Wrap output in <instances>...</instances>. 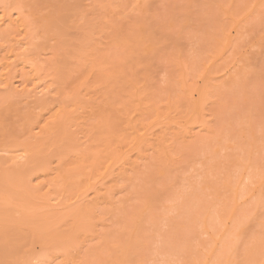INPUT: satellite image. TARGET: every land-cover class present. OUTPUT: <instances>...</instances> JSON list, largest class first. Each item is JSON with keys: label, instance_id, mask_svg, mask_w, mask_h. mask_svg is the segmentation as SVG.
Returning <instances> with one entry per match:
<instances>
[{"label": "rangeland", "instance_id": "obj_1", "mask_svg": "<svg viewBox=\"0 0 264 264\" xmlns=\"http://www.w3.org/2000/svg\"><path fill=\"white\" fill-rule=\"evenodd\" d=\"M68 2L69 0H67V4H69ZM46 3L45 5L47 6L48 3ZM67 6L64 10H61L60 16L58 13L56 15L53 14L51 18L54 22L50 20V22H47L50 25L46 26L48 31H45V33L47 32L50 38H46L47 34L44 33L46 36L44 35L41 39L44 41V44L42 43L44 46L49 44L50 40H52L51 45H53V42L54 44L61 43L62 49L67 50V52L65 50L62 52L65 53V55L63 54L64 56L61 55L64 57L62 65L66 64V67L63 66V70L61 69L59 72L60 74L54 75L55 73L51 71L48 73L49 75L47 74L48 77L46 74L43 75L46 79L42 76L41 79H38V77L37 80H34L35 83L38 82L42 87L46 85L45 87L47 88L43 87V89L48 90L49 88L51 90L50 94L57 93L54 94L57 97H55V102H52L53 105H48L50 102L47 103L44 110H42L44 105L43 107L40 105L42 108L39 107V102H34L35 109L32 107L34 112L38 110L35 113L36 115L43 116V119L45 117L44 121L47 118L51 121L52 116L54 118L60 116L66 118V125H63L64 128L59 131L58 136L57 134H50L52 136L43 135V138L41 136L36 137L37 139L34 137L29 138L27 137V130H24L25 128L21 129L23 128L22 125L24 127L27 125L28 116L32 118V114L30 115L23 111L27 108H23L24 105L20 103L18 106L17 104L13 106L17 110L13 109V115H15L13 116V121L16 122H13V128L9 129L11 132L9 130L8 132L10 133L4 132V134L9 135H7L8 138L0 133V140H2L0 141V146H5L3 148L4 151L0 147V150L2 149L1 155L7 157L9 153H12L16 159L13 162V167H9L13 161L12 156L11 162L5 169L11 168L19 171L18 173H14L13 170L12 172L9 170L2 171L4 167L3 169L0 167V174L6 171L5 174L0 175V180L3 178L2 182L6 183L13 177V180L11 179L6 183L7 185L4 182L2 183L7 190L4 189L3 191L0 189V192L6 194L13 188V194H15L13 195V209H10L12 213L8 211L9 209L6 205L2 204L3 200L0 199V204L3 205H0V208L3 207L1 208L2 210L0 209V264H220L221 262L222 264H254L253 262L257 264V261L258 264H261V260H264V255H262L264 253H261L264 249H260L262 248L261 245L264 246V231L260 230L262 225L264 229V174L262 175L264 173L262 172L264 171V139L261 137L262 135L264 136V118L262 119L264 117V110H262L264 107H261L264 106V0H75L72 6ZM47 7L50 9V5ZM49 9L43 8L42 11ZM56 21L60 22V24ZM62 22L63 24H61ZM22 26L25 27V25ZM22 26L21 23L17 27L15 26L17 31L14 28L13 33L15 34L13 35L20 37L21 29L23 30ZM59 27H61L62 31ZM18 28H20V31ZM56 29L57 31H54ZM75 31H77V34L74 33ZM117 35L118 37H116ZM47 39L48 41L46 42ZM115 40L117 43L114 42ZM67 43L71 44L69 46H72V49L69 46H65ZM113 43L116 45H113ZM104 45H107V48ZM102 46L104 47L100 48ZM67 47L70 49H67ZM101 49L106 53L103 54V51L101 54L99 52ZM98 52L99 55L97 54ZM251 55L255 56L251 59ZM107 56L112 57L110 58V67L107 64L109 63V57ZM75 62L79 64L77 65ZM99 63L103 65L100 66ZM68 64L70 67H67ZM89 65H92L94 70ZM88 66L90 70L92 69L90 73ZM102 66L105 67L102 68ZM234 66L237 67L235 68ZM76 68L78 70H75ZM109 68L113 70V73H110L111 70ZM83 69L86 72H83ZM99 69L106 70L104 73L111 74V76L107 74L109 78L106 76L107 79L104 81L106 84L102 80L105 79L106 74ZM97 70H99V73L97 72L99 75L101 73L104 74L100 75L101 77L104 76L103 78H100L99 75L96 76L97 73L95 72ZM68 73H70V77L66 75ZM245 75L250 77L247 76V78ZM55 76L58 77H56L58 82H52ZM237 76L243 77L238 79ZM51 77L53 78L52 80ZM65 77L68 78L66 81ZM227 77L228 79L226 80ZM249 78L252 79L250 80ZM116 80L118 83L112 84ZM241 80L246 82V85L242 84V82L240 83ZM249 80L250 82H248ZM238 81L242 85L240 86L241 88L244 85L246 88L244 87L241 90L240 84L235 87ZM48 82L50 85H47ZM107 82H110L112 86L116 85L113 87L108 86L109 83L107 84ZM224 82L227 85L229 84V86ZM59 83L61 87L63 85L64 87L61 88ZM51 84L54 85L52 86ZM68 84L70 85L68 86ZM39 85H37L38 89H40ZM239 88L241 91L237 90ZM111 89L114 90L111 91ZM151 89L153 90L151 91ZM166 89L168 90L166 91ZM154 90L156 92L150 93V91L153 92ZM57 91H61L62 94ZM164 91L166 92L164 93ZM236 91L238 93H235V96L234 92ZM246 94L247 96L249 95V99L248 97L246 98ZM63 95L70 97L64 100L65 97ZM59 99H61L60 102L56 103ZM216 100H218V107H216ZM212 102L214 103L213 107L211 106ZM60 104L63 106H60ZM254 105H258L262 109H257V106ZM235 106L237 107L235 108ZM57 107L61 108L58 109ZM229 107L234 108L232 112ZM40 108L41 110H39ZM61 109H64L63 113ZM243 111H245V116ZM238 112L241 113L242 117L236 115ZM208 113L209 118L206 115ZM202 115L201 119L200 116ZM236 116L239 117L237 118ZM240 117L242 119H252L258 125L248 119L241 121ZM260 118L263 123H261L262 120ZM103 121L105 122L103 123ZM224 121L226 124H224ZM243 121L245 122L243 123ZM232 123L236 124L233 126ZM249 123H252L254 128H251ZM209 125L211 126L210 129ZM246 125H250V131L247 129L248 133L244 129L247 128ZM241 126L243 127L242 129ZM261 126L262 128H260ZM234 127L237 129L236 131H234ZM11 129L16 133L12 132ZM208 130H212V132ZM243 130L246 132H243ZM25 131L26 134L24 133ZM219 131L225 133L221 135ZM254 131L255 134L253 133ZM195 134H198V136L195 137ZM223 135L225 138L228 137V141ZM10 136L13 138H10ZM15 136L19 138L17 139ZM193 137L195 138L193 139ZM247 137L250 141L245 140ZM39 138L40 141L38 140ZM257 138L259 141H257ZM237 139L240 140L238 141ZM241 139L245 141L243 140V142ZM182 140L187 142L183 141L185 143L183 144ZM253 140L255 144L258 143L255 145ZM50 141L53 142L50 143ZM57 141H60V143ZM240 142H243L242 145ZM215 143L216 145H214ZM259 144L261 145L259 146ZM12 145L11 151L9 147H12ZM60 145L63 146L61 147ZM243 145L249 148L244 149ZM36 146L37 149L35 148ZM183 146L186 147L183 148ZM58 147L60 148L58 149ZM7 148H9V153H3L7 152L5 151ZM155 148H157L156 150L159 149L158 152L160 151L159 153H162V155L159 154L158 156ZM64 152L65 154H62ZM144 152L146 156L142 154ZM28 155L29 157L32 155L34 167L41 169L39 171L36 168L38 172L41 173L42 169H45L47 165L46 171H42V174H44L42 176L43 189H40L41 191H39L38 195L31 197L25 195L23 187L28 185L29 179L34 178L35 173L33 172L29 176L30 170L29 172L26 171L28 172L26 174L25 170L21 172L18 169L19 165H17L19 167L14 166L16 162L21 161V164L27 160L26 158H29ZM161 156L162 158H160ZM245 158H247L248 162ZM148 159L152 160L149 161ZM257 159L262 164H259L258 161V164H255L254 162ZM128 160L129 162H127ZM153 160L162 161L155 162ZM229 161L232 165L229 164ZM56 163L60 166L57 167ZM148 163L151 166L148 165V167ZM252 163H254L253 166L255 168L252 167ZM42 164L45 165L44 168ZM152 164L157 166L152 167ZM239 164H241V167ZM243 164L246 166H243ZM249 164H251L250 168L247 167ZM120 165L122 169L124 166L128 167H124L121 170ZM2 166L5 165L3 164ZM219 167L221 168L219 169ZM239 167L241 172L237 169ZM261 167L262 169H260ZM135 169L139 174L134 171ZM151 169L152 173L159 172L150 174ZM164 169L167 171L165 172ZM252 169H255L256 172ZM132 170L133 173H131ZM248 170L251 171V174ZM143 171L144 173H142ZM216 171H218V176L217 173L215 175ZM228 171L232 179L227 174ZM236 171H239V173ZM252 171L257 177L252 174ZM11 173H14L13 176ZM220 173H223L222 177ZM246 173H248V177L245 175ZM9 175L12 177H8L9 179L4 178ZM225 176L228 177L226 178ZM234 176L238 177V179ZM22 177H26L28 180L26 178L22 180ZM15 178H19L22 181L20 187L18 186L20 185V180L18 181ZM64 178L65 181H63ZM259 178H261L259 182H262L258 185L256 182ZM10 182L13 183V186ZM46 183L47 185H45ZM261 183L262 186L259 191L257 188H259ZM145 184L149 186H143ZM152 185L153 187H151ZM218 185L221 186L218 187ZM254 186L258 187L254 188ZM249 187L252 190L248 195ZM19 188L20 191L18 190ZM228 189L230 190L228 191ZM236 189L239 190V195ZM256 190L260 193L256 192ZM233 191H235V194H233ZM44 192H46L45 197H41ZM254 192L256 194L254 196L257 198L252 195L250 199V194ZM1 193L0 196L2 195ZM197 193L198 198H196ZM146 194L147 196H145ZM236 195L239 196V202L236 200V197H238ZM240 195L243 197L241 198ZM201 196L202 200L199 199ZM38 197L39 200H37ZM226 197H230L231 202ZM217 198L219 199L217 200ZM242 199L244 201L246 199L245 203H243ZM112 200L113 202H111ZM117 200L120 201L118 202ZM234 200L237 201V204ZM258 201H260V205ZM80 202L82 204H79ZM193 203L200 205L196 204L197 206H194ZM240 203H242L241 206L243 208H241V211L238 208L240 205L236 207ZM243 204H246L245 207ZM200 206L202 207L200 208ZM246 207H250V209H246L247 212L244 210ZM192 208L195 216L191 213ZM199 208L201 209L200 211L204 212L200 213ZM234 208H237V211ZM196 209L198 212L195 211ZM47 211H50L49 213L52 216L54 214V216L48 215ZM231 212L235 213L237 217L241 213L240 219L234 215V221L231 220L233 215ZM246 213L250 216H247ZM8 214L9 216H7ZM7 217L11 218V220ZM223 217L225 218L223 219ZM43 219L46 223L42 222ZM34 221H39V224ZM50 221L53 227L49 226L51 224ZM52 221H54L55 225H53ZM256 221H260V225L255 223ZM42 226H48L50 229ZM192 226L194 227L191 228ZM216 227H219L220 230ZM54 228L55 230H53ZM51 229L56 232L51 233ZM190 230H192V233ZM198 230L201 232H198ZM194 231L197 232L195 233ZM232 232L235 234H229ZM259 233H262V235ZM251 236L254 237H252L253 242H251L252 239H249ZM233 237L236 241L233 240ZM256 237L263 239H256ZM226 240L227 242H225ZM242 240H245V242ZM254 240L257 241L254 242ZM261 240H263V243L258 242ZM246 241H248V244H246ZM231 243L235 244L230 248L229 245L232 246ZM240 243L243 246L239 245ZM251 243L253 245H250ZM257 243H261L259 244L260 247ZM220 244H223V248L219 247L221 246ZM227 244L229 245L227 246ZM217 245L219 246L217 247ZM249 246H252L250 247L251 249H249ZM238 249L241 252H238ZM213 250L215 255L212 254L214 256L211 257L210 254ZM257 251L261 254L260 256L256 253ZM255 254L262 259L257 258L258 256L256 257Z\"/></svg>", "mask_w": 264, "mask_h": 264}, {"label": "bare ground", "instance_id": "obj_2", "mask_svg": "<svg viewBox=\"0 0 264 264\" xmlns=\"http://www.w3.org/2000/svg\"><path fill=\"white\" fill-rule=\"evenodd\" d=\"M74 1L75 0H69V4H67V0H0V131H2V132H0V133H2V136L4 135H8V134H4V132H8V130L10 129V128H13V122H16V121H13V116H15V115H13V109H15V107H13V106H15L16 104H17V106L18 105H20V103H22L23 105H24V107L23 108H27L26 110H23L22 108V110L23 111H26L28 114H32V118H30V116H28L29 118V120L27 121V125L24 127V125H22V129L21 130H23L24 128V130H27V134H28V136L27 135H25V136H27V137H29V138H36V137H39V136H41V138H43L42 136L43 135H48L47 137H49V136H52V135H50V134H53V135H56L57 134V136H58V133H60L59 131L61 130H63L62 128H64L63 127V125L65 124V121H66V118L65 117H58V116H56V115H54V116H56L55 118L52 116V119H51V121H49L48 120V118L46 119V121H44V119H45V117H44V119H43V116H39V115H36L35 113H37L38 112V110H36L35 112H34V109H35V105H34V102H39L38 103V105H39V107H43V105H44V107H43V109L42 110H44V108H46V105H47V103H49L48 105H53L52 104V102H55V97H57V95H54V94H57V93H54V94H50L51 92V90H49V88H48V90H44L45 88H47V87H45L43 84H46V83H43L42 85H43V87H45L44 89H43V87L42 86H40L39 84H38V82L37 83H35L34 82V80L36 79L37 80V78L38 79H41L42 78V76L43 75H45L46 74V76H47V74L49 73V72H54L55 74L54 75H56V74H58L59 72H60V70L63 68V66H65L66 67V64L65 65H62V62H63V60H64V55H65V53H62V52H64V50L65 49H62L63 47H62V45H61V43L60 42H58V43H55L54 44V42H53V45H51L50 43L52 42V40H50V42H49V44H47V45H42V43L44 44V41H42L41 39L44 37V35L45 34H47V32L45 33V31H48V27H46V26H49L48 25V21L50 20V21H53L52 20V16H53V14H57L58 13V15L60 16V12H61V10L63 9H65L66 8V6L67 5H69V6H72V4L74 3ZM78 1V0H77ZM33 2V3H32ZM41 2V3H40ZM45 2H47L49 5H50V9H49V7H47V6H49L47 3V6L45 5ZM42 3H43V5H42ZM41 4V5H40ZM67 4V5H66ZM80 4V3H79ZM36 5V6H35ZM120 5V4H119ZM68 7V6H67ZM49 9V10H46V11H42V9ZM259 12V11H258ZM58 16V17H59ZM83 16V15H82ZM57 19V18H56ZM89 19V18H88ZM18 21H20V23H21V26L22 25H25V27H23V30L21 29V33L19 34V36L20 37H18V36H16V35H13V34H15V33H13V31H14V28H15V30L17 29L16 27H17V25L19 24L20 25V23H18ZM24 22V23H22V22ZM49 21V22H50ZM60 21H62V20H60ZM45 22H46V24H45ZM54 22V21H53ZM57 22V21H56ZM57 23H59L60 24V22H57ZM56 23V24H57ZM51 24H53V23H51ZM61 24H63V22L61 23ZM16 26V27H15ZM63 26V25H62ZM76 26V25H75ZM45 27H46V29H45ZM52 27H56V26H52ZM52 27H50L51 29H52ZM57 28V27H56ZM60 29H61V27H59ZM19 29V31H20V28H18ZM50 30V29H49ZM59 30V29H58ZM17 31V30H16ZM54 31H57V29L56 30H54ZM61 31H62V29H61ZM116 31V30H115ZM118 31V30H117ZM116 31V32H117ZM242 31V30H241ZM77 31H75L74 33H76ZM119 32V31H118ZM45 33V34H44ZM115 33V32H114ZM239 33V32H238ZM237 33V34H238ZM65 34V33H64ZM77 34V33H76ZM75 34V35H76ZM79 34V33H78ZM86 34V33H85ZM118 34V33H117ZM18 35V34H17ZM241 35V34H240ZM46 36V35H45ZM83 36V35H82ZM239 36V35H238ZM242 36V35H241ZM50 38L49 37V35L47 34V36H46V38ZM116 37H118V35L116 36ZM236 37V36H235ZM83 38H84V36H83ZM82 39V38H81ZM87 39V38H86ZM236 39V38H235ZM42 41V42H41ZM48 41V39L46 40V42ZM238 41V40H237ZM241 41H242V38H241ZM45 42V43H46ZM85 42V41H84ZM114 42H116V40L114 41ZM77 43H79V42H77ZM117 43V42H116ZM68 44V45H67ZM65 46H69V45H71V44H69V43H67ZM113 45H116L115 43H113ZM104 46H106V48H107V45H104ZM104 46H102V47H100V48H103ZM237 46V45H236ZM69 47H71V49H72V46H69ZM67 49H70V48H68L67 47ZM78 49V48H77ZM81 49V48H80ZM92 49V48H91ZM110 49V48H109ZM62 50V51H61ZM84 50V49H83ZM98 50V49H97ZM102 50V51H101ZM101 50H99V52H101V54H102V52L104 51L103 49H101ZM66 52H67V50H65ZM71 51H73V50H71ZM87 51V50H86ZM234 51V50H233ZM70 52V51H69ZM77 52V51H76ZM83 52V51H82ZM99 52L97 53L98 55H99ZM236 52V51H235ZM252 52V51H251ZM13 53H14V57H13ZM106 52L104 51V53L103 54H105ZM249 53H250V51H249ZM64 54V55H63ZM68 54V53H67ZM73 54V53H72ZM90 54V53H89ZM100 54V55H101ZM247 54V53H246ZM262 55H263V53H261ZM61 55H63V56H61ZM71 55V54H70ZM92 55H93V53H92ZM97 55V56H98ZM107 55V54H106ZM109 55V54H108ZM248 55V54H247ZM67 56V55H66ZM65 56V57H66ZM72 56V55H71ZM81 56V55H80ZM84 56H85V54H84ZM104 56V55H103ZM252 56V55H251ZM253 56H255V55H253ZM253 56L251 57V59L253 58ZM63 57V58H62ZM107 57H109V63H107L108 65H109V67H110V58H112V57H110V56H107ZM259 57V56H258ZM257 57V58H258ZM75 58V57H74ZM77 58V57H76ZM101 59H102V57H100ZM255 59H256V57H254ZM67 59V58H66ZM82 59H83V57H82ZM89 59V58H88ZM69 60V59H68ZM77 60H78V58H77ZM80 60H81V58H80ZM84 60V59H83ZM102 60H104V59H102ZM74 61V60H73ZM84 61H86V60H84ZM83 61V62H84ZM99 61H101V60H99ZM77 62V61H76ZM75 62V63H76ZM65 63H67V62H65ZM74 63V64H75ZM77 65L79 64V63H76ZM82 64V63H81ZM86 64V63H85ZM88 64V63H87ZM90 64V63H89ZM100 64V63H99ZM240 64V63H239ZM249 64V63H248ZM253 64V63H252ZM101 65H103V64H100V66ZM112 65V64H111ZM247 65V64H246ZM245 65V66H246ZM254 65V64H253ZM252 65V66H253ZM80 66V65H79ZM83 66V65H82ZM81 66V67H82ZM90 66V65H89ZM88 66V67H89ZM92 66V65H91ZM90 66V67H91ZM94 66H95V64H94ZM97 67H99L98 65H96ZM238 66V65H237ZM237 66H234L235 68L237 67ZM249 66V65H248ZM67 67H70L69 66V64H68V66ZM90 67H89V73H90V71L93 69V66H92V69L90 70ZM105 67V66H104ZM103 66H102V68H104ZM113 67V66H112ZM72 68V67H71ZM86 68V67H85ZM95 68V67H94ZM101 68V67H100ZM248 68V67H247ZM70 69V68H69ZM98 69V68H97ZM110 69V68H109ZM108 69V70H109ZM114 69V68H113ZM63 70V69H62ZM75 70H78L77 68L75 69ZM86 70H87V68H86ZM87 70V71H88ZM94 70V69H93ZM100 70V69H99ZM99 70H97L95 73H97ZM111 70V69H110ZM115 70V69H114ZM48 71V72H47ZM72 71V70H71ZM100 71H103V73H104V71H106V70H103V69H101ZM112 71V72H111ZM110 71V73H113V70H111ZM233 71V70H232ZM235 71V70H234ZM247 71V70H246ZM253 71V70H252ZM66 72V71H65ZM83 72H86V71H84V69H83ZM254 72V71H253ZM78 73H79V71H78ZM77 73V74H78ZM82 73V72H81ZM99 73V72H98ZM97 73V75L96 76H98L99 74ZM103 73H101V74H103ZM243 73H245V72H243ZM250 73V72H249ZM255 73V72H254ZM60 74V73H59ZM93 74V73H92ZM100 74V75H101ZM104 74H106L105 75V79H102L103 80V83L104 84H106L104 81L107 79V78H109V76H111V74L109 75V73H104ZM103 74V75H104ZM107 74L109 75V76H107ZM228 74H230V73H228ZM238 74V73H237ZM241 74V73H240ZM252 74V73H251ZM49 75V74H48ZM53 75V74H52ZM62 75V74H61ZM66 75H70V73H68V74H66ZM99 75V76H100ZM113 75V74H112ZM117 75V74H116ZM250 75V74H249ZM252 75H254V74H252ZM63 76V75H62ZM61 76V78H63ZM92 76H94V75H92ZM95 76V77H96ZM106 76H107V78H106ZM222 76V75H221ZM240 76V75H239ZM239 76H237L238 77V79L240 78L241 79V77H243V76H241V77H239ZM248 75H245V77H247ZM256 76V75H255ZM44 78H45V76H43ZM48 77V76H47ZM56 77L57 76H55V78H54V81H52V82H58V80L56 79ZM70 77V76H69ZM79 77V76H78ZM95 77H94V79H95ZM104 77V76H103ZM103 77H101L100 76V78H103ZM117 77V76H116ZM233 77V76H232ZM232 77H229V78H232ZM248 77H250V76H248ZM247 77V78H248ZM251 77H253V76H251ZM50 78V77H49ZM58 78V77H57ZM91 78H93V77H91ZM46 79V78H45ZM53 78L51 77V80H52ZM57 81H56V80ZM59 79H60V76H59ZM65 79V81H66V79H68V78H64ZM94 79H91V80H94ZM96 79H98V78H96ZM228 79V77L226 78V80ZM237 79V80H238ZM245 80H248V79H246V78H244ZM250 79V78H249ZM252 79V78H251ZM250 79V80H251ZM50 80V81H51ZM99 80V79H98ZM154 80V79H153ZM234 80V79H233ZM244 80V81H245ZM250 80L248 81V82H250ZM41 81V80H40ZM43 81V80H42ZM49 81V82H50ZM70 81V80H69ZM72 81V80H71ZM100 81V80H99ZM111 81V80H110ZM112 81H114L113 79H112ZM230 81V80H229ZM232 81V80H231ZM243 80H241L240 81V83L242 82ZM46 82V81H45ZM49 82H48V84L47 85H50L49 84ZM217 82V81H216ZM33 83V84H32ZM36 85H35V84ZM42 83V82H41ZM51 83V82H50ZM62 83H63V80H62ZM61 83V84H62ZM64 83H66V82H64ZM68 83V82H67ZM102 83V82H101ZM102 83V84H103ZM109 83V84H108ZM114 83H118L117 82V80L115 81V82H112V84H114ZM156 83V82H155ZM224 83H226V82H224ZM223 83V84H224ZM229 83V82H228ZM231 83H234V82H231ZM239 83V81L235 84V87H238V85L240 84ZM58 84V83H57ZM56 84V85H57ZM107 84H108V86H112L111 84H110V82H107ZM215 84V83H214ZM242 84H245L246 85V82H242ZM248 84V83H247ZM32 85V86H31ZM37 85H39L40 86V89H38V87H37ZM52 85V84H51ZM54 85V84H53ZM52 85V86H53ZM59 85H60V83H59ZM59 85H57V86H59ZM70 84H68V86H69ZM116 85V84H115ZM115 85H113V86H115ZM226 85H227V83H226ZM243 86V88L245 87L246 88V86ZM105 86V85H104ZM112 86V87H113ZM151 86V85H150ZM225 86V85H224ZM227 86H229V84L227 85ZM231 86V85H230ZM240 86H242L241 84L239 85V87ZM42 87V88H41ZM60 87H61V85H60ZM59 87V88H60ZM62 87H64V85L62 86ZM61 87V88H62ZM119 87V86H118ZM117 87V88H118ZM218 87V86H217ZM232 87V86H231ZM263 87H264V85H263ZM54 88V87H53ZM106 88V87H105ZM110 88V87H109ZM115 88V87H114ZM151 88V87H150ZM152 88H154V87H152ZM163 88V87H162ZM161 88V89H162ZM164 88H166V86H164ZM233 88V87H232ZM241 88V87H240ZM240 88L239 89H237V90H240ZM243 88H241V90L243 89ZM107 89V88H106ZM169 89V88H168ZM168 89H166V91L168 90ZM235 89V88H234ZM61 90V89H60ZM110 90V89H109ZM114 90V89H113ZM112 89H111V91H113ZM153 89H151V91H152ZM165 90V89H164ZM230 90H232V89H230ZM236 90V89H235ZM234 90V91H235ZM240 90V91H241ZM246 90V89H245ZM56 91V90H55ZM150 91V93H154V92H156L155 90L153 91V92H151ZM166 91H164V93L166 92ZM170 91V90H169ZM262 91H263V88H262ZM57 92H59V91H57ZM160 92V91H159ZM219 92H222V91H219ZM225 92V91H224ZM60 94H62V92L60 91L59 92ZM223 93V92H222ZM235 93H238L237 91L236 92H234V94ZM243 93H246V92H243ZM262 93V92H261ZM156 94V93H155ZM154 94V95H155ZM160 94H161V92H160ZM217 95H218V93H216ZM223 94H226V93H223ZM228 94V93H227ZM59 95V94H58ZM60 96V95H59ZM64 97H65V95H63ZM67 96V95H66ZM78 96V95H77ZM157 96V95H156ZM216 96V95H215ZM221 96H222V94H221ZM225 96V95H224ZM223 96V97H224ZM235 96H236V94H235ZM234 96V97H235ZM244 96V95H243ZM246 96V98L248 97V99H249V95L247 96V94L245 95ZM70 97V96H69ZM69 97H65L64 98V100L66 99H68ZM229 97V96H228ZM60 98V97H59ZM169 98H170V96H169ZM217 98V97H216ZM219 98V97H218ZM220 99H221V97H220ZM262 99V98H261ZM56 100H57V98H56ZM60 100L61 99H59L58 101H56V103L57 102H60ZM63 100V101H64ZM195 100V99H194ZM214 100V99H213ZM219 100V99H218ZM218 100H216V107H218V103H217V101ZM256 100H257V98H256ZM258 100H260V99H258ZM224 101V100H223ZM229 101V100H228ZM33 102V103H32ZM68 102V101H67ZM190 102V101H189ZM197 102V101H196ZM195 102V103H196ZM46 103V104H45ZM55 103V104H56ZM69 103V102H68ZM194 103V104H195ZM213 103V102H212ZM21 104V106H23ZM61 104H63V103H61ZM60 104V106H63V105H61ZM106 104V103H105ZM104 104V105H105ZM198 104V103H197ZM255 104H256V102H255ZM41 105V106H40ZM59 105V104H58ZM107 105V104H106ZM212 105H214V103L213 104H211V106ZM226 105H227V103H226ZM252 105V104H251ZM251 105H249V106H251ZM21 106H19V107H21ZM196 106V105H195ZM230 106H231V104H230ZM237 106H239V105H237ZM237 106H235V108L237 107ZM254 106H257V109L259 108L258 107V105H254ZM32 107H34V109H32ZM41 107V108H42ZM50 107H52V106H50ZM110 107V106H109ZM213 107V106H212ZM234 107V106H233ZM240 107V106H239ZM261 107H264V106H261ZM18 108V107H17ZM41 108L39 109V110H41ZM48 108H49V106H48ZM47 108V109H48ZM58 108V107H57ZM61 108V107H60ZM60 108H58V109H60ZM104 108V107H103ZM230 108V107H229ZM250 108V107H249ZM256 108V107H255ZM19 110H20V108H18ZM67 109V108H66ZM215 109V108H214ZM220 109V108H219ZM231 109V112H232V109H234V108H230ZM239 109V108H238ZM251 109V108H250ZM259 109H262V108H259ZM15 110H17V109H15ZM62 110V113L64 112L63 110L64 109H61ZM211 110H213V109H211ZM217 110H218V108H217ZM221 110V109H220ZM262 110H264V108L262 109ZM59 111V110H58ZM102 111V110H101ZM109 111V110H108ZM45 112H46V110H45ZM103 112V111H102ZM210 112H213V111H210ZM209 112V113H210ZM217 112V111H216ZM240 112H242V111H240ZM244 112L245 111H243V114H244ZM250 112V111H249ZM258 112H260V111H258ZM21 113V112H20ZM24 113V112H23ZM70 113V112H69ZM101 113V112H100ZM109 113V112H108ZM209 113L208 114H206L207 115V118H209L208 117V115H209ZM214 113H215V111H214ZM213 113V114H214ZM218 113V112H217ZM226 113H227V111H226ZM239 113V112H238ZM236 113V115H239V116H241L240 114L241 113ZM15 114V113H14ZM25 115H26V113H24ZM60 114H61V112H60ZM106 114V113H105ZM104 114V115H105ZM212 114V113H211ZM219 114V113H218ZM242 114V115H243ZM251 115H252V113H250ZM44 115H45V113H44ZM62 115V114H61ZM109 115V114H108ZM107 115V116H108ZM18 116V115H17ZM22 116V115H21ZM69 116V115H68ZM235 116V115H234ZM238 116V117H239ZM244 116H245V114H244ZM256 116V115H255ZM263 116V115H262ZM104 117V116H103ZM201 117V119H202V117H203V115L202 116H200ZM200 117H199V119H200ZM237 117V116H236ZM237 117V118H238ZM242 117V116H241ZM240 117V120L242 121V120H245V119H242ZM259 117H261V116H259ZM21 118H23V117H21ZM27 118V117H26ZM51 118V117H50ZM67 118H69V117H67ZM106 118V117H105ZM104 118V119H105ZM206 118V119H207ZM214 118H216L215 116H214ZM231 118V117H230ZM236 118V119H237ZM264 117H262V119H263ZM24 119H25V117H24ZM106 119H108V118H106ZM105 119V120H106ZM201 119H200V121H201ZM232 119V118H231ZM248 119V118H247ZM246 119V120H247ZM261 119V118H260ZM261 119V120H262ZM215 120V119H214ZM233 120V119H232ZM249 121L250 120H252V119H248ZM18 121V120H17ZM217 121V120H216ZM226 121V120H225ZM224 121V122H225ZM230 121V120H229ZM254 120H252V121H250V122H253ZM68 122H70V121H68ZM105 121H103V123H104ZM202 122V121H201ZM204 122V121H203ZM223 122V123H224ZM228 122V121H227ZM236 122V121H235ZM237 122H240V121H237ZM245 121H243V123H244ZM199 123V122H198ZM219 123H221V122H219ZM247 123H248V121H247ZM254 123H256L255 121H254ZM261 123H263V120H262V122ZM214 124V123H213ZM224 124H226V122L224 123ZM228 124V123H227ZM231 124V123H230ZM233 124V123H232ZM236 124V123H235ZM235 124H233V126L235 125ZM250 125H246L247 126V128H244V129H248L249 130V126L252 128L253 126H252V123H249ZM257 124V123H256ZM66 125V124H65ZM243 125H245V124H243ZM242 125V126H243ZM258 125V124H257ZM264 125V124H263ZM68 126V125H67ZM213 126V125H212ZM218 126V125H217ZM222 126H224V125H222ZM221 126V128H222V130H223V127ZM226 126V125H225ZM241 126V129L243 128ZM254 126H256V125H254ZM71 127V126H70ZM210 125H209V129H210ZM231 127H232V125H231ZM237 127V126H236ZM245 127V126H244ZM16 128V127H15ZM19 128V127H18ZM66 128H69V127H66ZM220 128V127H219ZM220 128V129H221ZM225 128V127H224ZM235 128V127H234ZM233 128V129H234ZM250 128V129H251ZM254 128V127H253ZM256 128V127H255ZM260 128H262V126L260 127ZM206 129H208V128H206ZM205 129V130H206ZM241 129H240V133H241ZM257 129H259V128H257ZM4 130H7V131H4ZM12 130V132H14V133H16L15 131H13V129H11ZM20 130V129H19ZM213 130V129H212ZM212 130H208V131H211L212 132ZM237 129L235 128V130L234 131H236ZM239 130V129H238ZM248 130H247V133H248ZM10 131V130H9ZM18 131V130H17ZM250 131V130H249ZM256 131V130H255ZM255 131L253 132L254 134H255ZM261 131H262V129H261ZM264 131V130H263ZM11 132V131H10ZM10 132H8V133H10ZM20 132V131H19ZM68 132V131H67ZM66 132V133H67ZM204 132V131H203ZM220 132V131H219ZM229 132V131H228ZM231 132V131H230ZM243 132H246L245 130H243ZM257 132V131H256ZM20 133H22V132H20ZM25 134H26V131L24 132ZM209 133V132H208ZM214 133V132H213ZM221 133V135H222V131L220 132ZM225 133V132H224ZM223 133V134H224ZM234 133V132H233ZM237 133H239V132H237ZM247 133H245V134H247ZM259 133V132H258ZM12 135H13V133H11ZM70 134V133H69ZM207 134V133H206ZM211 134V133H210ZM232 134V133H231ZM262 134H263V132H262ZM196 135V134H195ZM249 135H250V138H251V134L249 133ZM9 136V135H8ZM8 136H7V138H8ZM24 136V137H25ZM61 136H62V134H61ZM64 136V135H63ZM198 136V134L195 136V137H197ZM226 136H227V133H226ZM233 136V135H232ZM240 136V135H239ZM246 136H248V135H246ZM258 136V135H257ZM256 136V137H257ZM16 138H17V136H15ZM27 137H25V138H27ZM45 137V136H44ZM56 137V136H55ZM65 137V136H64ZM67 137V136H66ZM195 137H193V139L195 138ZM220 137V136H219ZM223 137H224V135H223ZM223 137H221L222 139H223ZM236 137V136H235ZM237 137H238V135H237ZM245 137V136H244ZM261 137H263V139H264V136L262 135ZM6 138V139H7ZM10 138H13L12 136H10ZM19 138V137H18ZM17 138V139H18ZM22 138V137H21ZM70 138V137H69ZM202 138V137H201ZM208 138V137H207ZM225 138V137H224ZM240 138H241V136H240ZM252 138H253V136H252ZM259 138V137H258ZM257 138V139H258ZM4 139H5V137H4ZM37 139V138H36ZM35 139V140H36ZM50 139V138H49ZM184 139V138H183ZM225 139H227L226 141H228V137H226ZM10 140V139H9ZM30 140H32V139H30ZM39 141H40V138L38 139ZM47 140V139H46ZM58 140V139H57ZM65 140V139H64ZM189 140V139H188ZM224 140V139H223ZM232 140H235V139H232ZM232 140H230V141H232ZM238 140V139H237ZM240 140V139H239ZM238 140V141H239ZM244 139H241V141H243ZM245 140H249L250 141V139H248V137H247V139L245 138ZM244 140V141H245ZM261 140H262V138H261ZM0 141H2V140H0ZM3 141H6V140H3ZM11 141H14V140H11ZM38 141V142H39ZM45 141V140H44ZM49 141V140H48ZM47 141V142H48ZM54 141H55V139H54ZM183 141H185V140H182V142ZM243 141V142H244ZM252 141V140H251ZM256 141V140H255ZM257 141H259V139L257 140ZM256 141V142H257ZM263 141V140H262ZM261 141V142H262ZM9 142V141H8ZM32 142V141H31ZM34 142V141H33ZM37 142V141H36ZM46 142V143H47ZM51 142H53V141H50V143ZM58 142V141H57ZM57 142H55V143H57ZM185 142H187V141H185ZM243 142H240V144L242 145V143ZM253 142H254V140H253ZM11 143V142H10ZM46 143H45V145H46ZM49 143V142H48ZM55 143H54V145H55ZM58 143H60V141L58 142ZM181 143V142H180ZM207 143H210V142H207ZM227 143V142H226ZM246 143V142H245ZM244 143V144H245ZM258 143V142H257ZM256 143V144H257ZM260 143V142H259ZM9 144V143H8ZM25 144V143H24ZM43 144V143H42ZM53 144V143H52ZM183 144H185L184 142H183ZM234 144V143H233ZM238 144H239V142H238ZM248 144V143H247ZM254 144H255V142H254ZM253 144V145H254ZM255 144V145H256ZM31 145V144H30ZM50 145V144H49ZM48 145V146H49ZM67 145V144H66ZM65 145V146H66ZM214 145H216V143L214 144ZM236 145H237V143H236ZM248 145H250V144H248ZM261 144H259V146H260ZM40 146V145H39ZM51 146V145H50ZM61 146V145H60ZM63 146V145H62ZM61 146V147H62ZM219 146H220V143H219ZM240 146V145H239ZM1 147V146H0ZM5 147V146H4ZM4 147H1L2 149L4 148ZM9 147V146H8ZM29 147V146H28ZM186 147V146H185ZM184 146H183V148H185ZM214 147V146H213ZM233 147H234V145H233ZM238 147V146H237ZM241 147V146H240ZM243 147H244V145H243ZM242 147V148H243ZM246 147V148H245ZM244 147V149H248L247 148V146H245ZM252 147V146H251ZM258 147V146H257ZM10 148V150L12 151V148H13V145H12V147H9ZM9 148H7V150H5V151H7V152H3V153H9ZM36 149H37V146L35 147ZM60 147H58V149H59ZM193 148V147H192ZM224 148V147H223ZM227 148V147H226ZM236 148V147H235ZM241 148V149H242ZM1 149V150H2ZM57 149V148H56ZM144 149V148H143ZM142 149V150H143ZM157 148H155V150H156ZM161 149V148H160ZM210 149V148H209ZM219 149V148H218ZM239 149V148H238ZM257 149V148H256ZM260 149V148H259ZM1 150H0V152H1ZM53 150H55V149H53ZM142 150H140V151H142ZM154 150V149H153ZM159 150V149H158ZM158 150H156L155 152H158ZM183 150V149H182ZM211 150V149H210ZM222 150V149H221ZM221 150H219V151H221ZM224 150V149H223ZM231 150V149H230ZM3 151H4V149H3ZM35 151V150H34ZM58 151V150H57ZM181 151V150H180ZM179 151V152H180ZM238 151V150H237ZM244 151V150H243ZM254 151V150H253ZM258 151V150H257ZM260 151V150H259ZM36 152V151H35ZM145 152H147V151H145ZM145 152L144 153H142V154H145ZM154 152V151H153ZM160 152V151H159ZM158 152V156H159V153ZM185 152V151H184ZM222 152V151H221ZM246 152V151H245ZM256 152V151H255ZM29 153V152H28ZM181 153V152H180ZM215 153H217V152H215ZM238 153H239V151H238ZM247 153H249L248 151H247ZM254 153V152H253ZM257 153V152H256ZM2 153H0V167H2L1 169H3V167H4V169L2 170V171H4V170H9L10 172H12V170L13 169H11V168H8V169H5V168H7L6 166H8V164L11 162V157L13 156L12 155V153L10 154L9 153V155L7 156V157H5V156H3V155H1ZM41 154V153H40ZM62 154H65V152L64 153H62ZM150 154H153V153H150ZM149 154V155H150ZM185 154V153H184ZM214 154V153H213ZM235 154V153H234ZM236 154H237V152H236ZM23 155H24V153H23ZM141 155V154H140ZM160 155H162V153L160 154ZM164 155V154H163ZM206 155H207V153H206ZM215 155V154H214ZM218 155V154H217ZM231 155H233V154H231ZM246 155V154H245ZM252 155V154H251ZM44 156V158H46L45 157V155H43ZM47 156V155H46ZM145 156H146V154H145ZM154 156V155H153ZM165 156V155H164ZM181 156V155H180ZM252 156H254V155H252ZM251 156V157H252ZM21 157V156H20ZM24 157V156H23ZM23 157H22V159H23ZM28 157H29V155H28ZM40 157V156H39ZM144 157V156H143ZM147 157H148V155H147ZM147 157H145V158H147ZM152 157V156H151ZM215 157V156H214ZM231 157V156H230ZM240 157V156H239ZM243 157H245V156H243ZM246 157H249V156H246ZM34 158H36V157H34ZM149 158V157H148ZM160 158H162V156L160 157ZM165 158H166V156H165ZM210 158H212V157H210ZM227 158V157H226ZM235 158V157H234ZM18 159V158H17ZM25 159V158H24ZM27 160H25L23 163H21L20 164V162L21 161H19V162H16V164L14 165V166H17V165H19V166H17V167H19L18 169L22 172V170H25L24 172H26V171H28L29 172V170L31 171L30 173H28V172H26V174L28 173L29 174V176H30V174H33V172L35 173V176L34 175H32V176H34V178H32L31 180L29 179V183H27L25 186L26 187H23L24 189H25V195H29L30 197L31 196H36V195H38L40 192L39 191H41L40 189H43V187H42V184H44V182H42L43 180V178H42V176L44 175V174H42V171H46V169H47V165H46V168L45 169H42V171H41V173L40 172H38V170L40 171L41 169H38L37 167H34V163H33V157H32V155H30V157L29 158H26ZM38 159V158H37ZM41 159V158H40ZM127 159V158H126ZM164 159V158H163ZM225 159V158H224ZM228 159V158H227ZM240 159V158H239ZM238 159V160H239ZM247 158H245V160H246ZM252 159H253V157H252ZM12 162L10 163V165H9V167L11 166V167H13V162H15L14 160H16L15 159V157L13 156V158H12ZM42 160V159H41ZM145 160V159H144ZM149 160V159H148ZM147 160V161H148ZM150 160H152V159H150ZM149 160V161H150ZM207 160H210V159H207ZM229 160V159H228ZM237 160V161H238ZM251 160V159H250ZM249 160V161H250ZM259 159H257V160H255L256 162H254L255 164L257 163V161H258ZM23 161V160H22ZM58 161H60V160H58ZM153 161H155V160H153ZM160 161H162V160H159V161H155V162H160ZM183 161V160H182ZM231 161H233V160H231ZM247 161V160H246ZM54 162V161H53ZM127 162H129V160L127 161ZM141 162V161H140ZM165 162V161H164ZM180 162V161H179ZM226 162V161H225ZM248 162V161H247ZM247 162H246V164H247ZM19 163V164H18ZM59 163V162H58ZM58 163H56L57 164V167L58 166H60ZM144 163V162H143ZM234 163H235V161H234ZM239 163H241V162H239ZM254 163H252V167H254L253 165H254ZM258 163L260 164L261 162L260 161H258ZM257 163V164H258ZM5 165V166H2V165ZM7 164V165H6ZM52 164V163H51ZM51 164H50V166H51ZM129 164V163H128ZM128 164H126V165H128ZM229 164H230V161H229ZM229 164H227V165H229ZM242 164V163H241ZM241 164H239V166L241 165ZM262 164V163H261ZM36 165V164H35ZM43 165V164H42ZM138 165V164H137ZM151 166L149 163L147 164V166ZM153 166L152 167H154L155 165L154 164H152ZM216 165H218V164H216ZM230 165H232V164H230ZM250 165L251 164H249L247 167L248 168H250ZM44 166L45 165H43V168H44ZM49 166V165H48ZM129 166V165H128ZM127 166V167H128ZM141 166V165H140ZM148 166V167H149ZM157 166V165H156ZM159 166V165H158ZM220 166V165H219ZM224 166V165H223ZM223 166H222V168H223ZM234 166V165H233ZM233 166H232V168H233ZM243 166H246V165H244L243 164ZM258 166V165H257ZM34 167V168H33ZM41 167V166H40ZM122 166L120 165V168H121ZM125 167V166H124ZM124 167H123V169H124ZM127 167H125V168H127ZM147 167V168H148ZM151 167V168H152ZM215 167V166H214ZM236 167H237V165H236ZM235 167V168H236ZM241 167V166H240ZM237 168L238 170H240V172H241V168ZM263 167V166H262ZM262 167L260 168V169H262ZM33 168V170H31ZM38 170H37V169ZM51 168V167H50ZM221 167H219V169H220ZM243 168V167H242ZM255 168V167H254ZM259 168V167H258ZM264 168V167H263ZM11 169V170H10ZM17 169V168H16ZM34 169H36V170H34ZM52 169V168H51ZM122 168H121V170H123ZM144 169H145V166H144ZM153 169H155V168H153ZM163 169V168H162ZM217 169V168H216ZM218 169V170H219ZM224 169V168H223ZM226 169H227V167H226ZM120 170V169H119ZM131 170V169H130ZM252 170H255V169H252ZM1 171V170H0ZM9 171H7V172H9ZM134 171H136V169L134 170ZM142 171V170H141ZM148 171V170H147ZM164 171L166 172L167 170H165L164 169ZM225 171V170H224ZM234 171H235V169H234ZM245 171H246V169H245ZM248 171H250V170H248ZM259 171V170H258ZM6 172V171H5ZM5 172H1L2 174H0V175H3V174H5ZM13 172L15 173V172H19V171H15V170H13ZM24 172H23V174H24ZM38 172V173H37ZM123 172V171H122ZM131 172V171H130ZM137 172V171H136ZM154 172H156V170H154ZM157 172H159V171H157ZM157 172L156 173H152V169L150 170V174L152 173V174H157ZM219 172H220V170H219ZM232 172V171H231ZM237 172V171H236ZM255 172H256V170H255ZM260 172H261V170H260ZM262 172H264V171H262ZM13 173V174H14ZM37 173V174H36ZM131 173H133V170H132V172ZM138 173V172H137ZM142 173H144V171L142 172ZM216 173H217V176H218V171H216L215 172V175H216ZM230 172L228 171V173L227 174H229ZM237 173H239V171L237 172ZM259 173V172H258ZM8 174H10V173H8ZM13 174L11 173V175L13 176ZM22 174V173H21ZM22 174V175H23ZM139 174V173H138ZM223 174V173H222ZM222 174L220 173V175H221V177H222ZM241 174V173H240ZM239 174V175H240ZM248 173H246L245 175L248 177L249 175H247ZM250 174H251V171H250ZM252 174L253 175H255V173L252 171ZM257 174V173H256ZM260 174V173H259ZM264 173H262V175H263ZM7 175V174H6ZM11 175H9V176H7V177H4V178H7V179H9L8 177H12ZM51 175V174H50ZM134 175V174H133ZM214 174H213V176H215ZM219 175V176H220ZM24 176V175H23ZM29 176H27V177H29ZM61 177H62V175H60ZM108 176H110V175H108ZM111 176H113V175H111ZM146 176V175H145ZM148 176V175H147ZM154 176V175H153ZM152 176V177H153ZM224 176V175H223ZM229 176H231L230 174H229ZM245 176V177H246ZM252 176V175H251ZM256 176V175H255ZM254 176V177H255ZM260 176H261V174H260ZM259 176V177H260ZM45 177V176H44ZM226 177V176H225ZM228 177V176H227ZM226 177V178H227ZM234 177H236V176H234ZM253 177V178H254ZM257 177V176H256ZM13 178V177H12ZM12 178H10L9 180H11ZM23 178H26V177H22V180H23ZM65 178H66V176H65ZM65 178H64V180L63 181H65ZM111 178V177H110ZM132 178V177H131ZM138 178V177H137ZM149 178V177H148ZM214 178H216V177H214ZM224 178V177H223ZM237 179H238V177H236ZM253 178H252V180H253ZM262 178V177H261ZM261 178H259L258 179V183L256 182V184H258L259 185V183L260 182H262V181H260L259 182V180L261 179ZM3 179V178H2ZM1 179V180H2ZM7 179H6V181H7ZM15 179H18V181L20 180L19 178H15ZM14 179V180H15ZM27 179V178H26ZM63 179V178H62ZM67 179V178H66ZM129 179V178H128ZM134 179H136V178H134ZM149 179H151V178H149ZM229 179V178H228ZM231 179H232V176H231ZM255 179V178H254ZM0 180V181H1ZM8 180V181H9ZM13 180V179H12ZM28 180V179H27ZM131 180V179H130ZM143 180V179H142ZM147 180V179H146ZM225 180H227V179H225ZM230 180V179H229ZM242 180H244V179H242ZM251 180V181H252ZM7 181V182H8ZM17 181V180H16ZM17 181V182H18ZM35 181V182H34ZM46 181V180H45ZM224 181V180H223ZM228 181V180H227ZM231 181V180H230ZM256 181V180H255ZM4 182V181H3ZM2 181H1V184L3 183ZM6 182V183H7ZM27 182V181H26ZM25 182V183H26ZM46 182H48V181H46ZM216 183H217V181H215ZM231 182H233V181H231ZM239 182V181H238ZM240 182H242V181H240ZM250 182V181H249ZM5 182H4V184L5 185H7ZM11 183V182H10ZM10 183H8L9 185H10ZM21 183H22V181L20 180V185H18L19 187L21 186ZM24 183V182H23ZM220 183V182H219ZM228 183V182H227ZM234 183V182H233ZM235 183L237 184V182H236V179H235ZM246 183V182H245ZM1 184H0V189L1 190H3L4 191V189H6V188H4L5 187V185L4 184H2V186H3V188H2V186H1ZM12 184V186H13V183H11ZM150 184V183H149ZM153 184V183H152ZM243 184H244V182H243ZM252 184V183H251ZM250 184V185H251ZM263 184H264V182H263ZM40 185H41V187H40ZM45 185H47V183L45 184ZM147 184H145V185H143V186H145V187H148V186H146ZM155 185V184H154ZM226 185V184H225ZM224 185V186H225ZM219 186H221V185H218V187ZM224 186H222V187H224ZM236 186V185H235ZM240 186H242V185H240ZM253 186V185H252ZM251 186V187H252ZM261 186H262V183L260 184V186H259V188H257L259 191L261 190ZM128 187V186H127ZM144 187V188H145ZM151 187H153V185L151 186ZM227 187H229V186H227ZM256 187H258V186H254V188H256ZM226 188V187H225ZM234 188V187H233ZM254 188H253V191H254ZM9 189H10V187H9ZM9 189H8V191H9ZM23 189V190H24ZM146 189H148V188H146ZM146 189H145V191H146ZM220 189V188H219ZM239 189V188H238ZM242 189V188H241ZM248 189V188H247ZM249 189H250V187H249ZM0 190V191H1ZM7 190V189H6ZM5 190V191H6ZM19 191H20V188L18 189ZM221 190V189H220ZM230 189H228V191H229ZM235 190V189H234ZM237 190V189H236ZM242 190H244V189H242ZM251 190H252V188L250 189V191H248L247 193H248V195H249V193L251 192ZM258 190H256V192L258 191ZM263 190V189H262ZM223 191V190H222ZM238 191L239 190H237V194H238ZM258 191V192H259ZM24 192V191H23ZM157 192H159V191H157ZM234 193L233 194H235V191H233ZM240 192H242V191H240ZM245 193H246V191H244ZM1 193V192H0ZM8 193V194H7ZM45 193L46 192H44V193H42V196L41 197H45ZM243 193V192H242ZM260 193V192H259ZM2 195L0 196V199L1 200H3L2 202V204H4V205H6L7 206V208L9 209L8 211H10V209H13V195H15V194H13V188L9 191V192H6V194H3V193H1ZM9 194H11V195H9ZM21 194V193H20ZM148 194V193H147ZM147 194L145 195V196H147ZM218 194V193H217ZM232 194V196H234ZM241 194V193H240ZM244 194V193H243ZM243 194H241V195H243ZM254 194H255V192L253 193V194H250V199H251V196L253 195L254 196ZM264 194V193H263ZM262 194V195H263ZM47 195V194H46ZM149 195V194H148ZM200 195V194H199ZM219 195V194H218ZM231 195V194H230ZM229 195V196H230ZM239 195V194H238ZM238 195H236V196H238ZM240 195V196H241ZM256 195V194H255ZM262 195H261V197H262ZM124 196V195H123ZM123 196H120V197H123ZM223 196V195H222ZM245 196V195H244ZM259 196V195H258ZM26 198H27V196H25ZM114 197V196H113ZM199 196H198V193H197V197L196 198H198ZM227 197H228V195H227ZM226 197V198H227ZM235 197V196H234ZM233 197V198H234ZM243 196H241V198H242ZM254 197H256V196H254ZM260 197V198H261ZM82 198V197H81ZM94 198V197H93ZM119 198V197H118ZM196 198H194V199H196ZM202 198V196L199 198V199H201ZM204 198V197H203ZM232 198V197H231ZM238 198H239V196L238 197H236V200L238 201ZM241 198H240V200H241ZM257 198V197H256ZM264 198V197H263ZM42 199V198H41ZM83 199V198H82ZM115 199V198H114ZM113 199V200H114ZM219 198H217V200H218ZM227 199H230V197L229 198H227ZM30 200V199H29ZM37 200H39V197H38V199ZM80 200V199H79ZM108 200V199H107ZM106 200V201H107ZM113 200L111 201V202H113ZM202 200V199H201ZM201 200H198V201H201ZM243 200V199H242ZM257 200V199H256ZM32 201V200H31ZM45 201V200H44ZM81 201V200H80ZM91 201H92V199H91ZM115 201V200H114ZM118 201V200H117ZM120 201V200H119ZM118 201V202H119ZM205 202H206V200H204ZM203 201V202H204ZM235 201V200H234ZM237 201H235L236 202V204H237ZM244 201V200H243ZM245 201H246V199H245ZM245 201L243 202V203H245ZM248 201V200H247ZM262 201V200H261ZM264 201V200H263ZM262 201V202H263ZM23 202V201H22ZM77 202V201H76ZM75 202V203H76ZM86 202V201H85ZM109 202V201H108ZM107 202V203H108ZM117 202V203H118ZM208 202V201H207ZM229 202V201H228ZM228 202H227V204H228ZM230 202H231V199H230ZM233 202V201H232ZM239 202V201H238ZM259 202V205H260V201H258ZM257 202V203H258ZM1 203V202H0ZM74 203V204H75ZM78 203V202H77ZM145 203H146V201H145ZM144 203V204H145ZM201 203V202H200ZM209 203V202H208ZM211 203V202H210ZM224 203V202H223ZM2 204H0L1 206H3ZM79 204H82L81 202L79 203ZM83 204H84V202H83ZM86 204H88V203H86ZM114 204V203H113ZM113 204H111V205H113ZM190 204V203H189ZM194 204V206L197 204L198 206L200 205V204H198V203H193ZM205 204V203H204ZM212 204H214L213 202H212ZM225 204H226V202H225ZM231 204V203H230ZM241 204L242 203H240V204H238V205H236V207L237 206H239L240 205V207H238V208H240L239 210L241 211L243 208H242V206H241ZM254 204V203H253ZM256 204V203H255ZM264 204V203H263ZM48 205H49V203H48ZM70 205V204H69ZM77 205V204H76ZM117 205V204H116ZM148 205V204H147ZM188 205V204H187ZM196 205V206H197ZM234 205V204H233ZM244 205V204H243ZM246 205V204H245ZM245 205H244V207H245ZM51 206V205H50ZM109 206V205H108ZM145 206V205H144ZM189 206V205H188ZM187 206V207H188ZM193 206V205H192ZM203 206V205H202ZM202 206H200V208L202 207ZM204 206H206V205H204ZM211 206V205H210ZM214 206V205H213ZM212 206V207H213ZM235 206V205H234ZM249 206H251V205H249ZM258 206V205H257ZM264 206V205H263ZM262 206V207H263ZM149 207V206H148ZM190 208H191V206H189ZM223 207V206H222ZM222 207H221V209H222ZM228 207V206H227ZM232 207V206H231ZM261 207V208H262ZM1 208H3V207H1ZM0 208V209H1ZM114 208H115V206H114ZM194 208V207H193ZM193 208L191 209V213H193L194 211H193ZM196 208V207H195ZM198 208V207H197ZM199 208V212L201 213H203L204 211H200L201 209ZM204 208V207H203ZM203 208H202V210H203ZM242 208V209H241ZM248 208L250 209V207H246V208H244V210H248ZM255 208V207H254ZM260 208V207H259ZM55 209H57V208H55ZM147 209V208H146ZM189 209V208H188ZM204 209H206V208H204ZM225 209V208H224ZM231 209V208H230ZM229 209V210H230ZM235 209V208H234ZM237 209V208H236ZM235 209V210H236ZM251 209H253V208H251ZM2 210V209H1ZM48 210V209H47ZM52 210V209H51ZM50 210V211H51ZM235 210H233V212H236ZM238 210V212H240ZM247 210H246V212H247ZM46 211V210H45ZM50 211H47V214L50 212ZM189 211H190V209H189ZM193 211V212H192ZM195 211H197L198 212V210L196 209ZM219 211V210H218ZM251 211V210H250ZM52 212V211H51ZM54 212V211H53ZM217 212V211H216ZM225 212V211H224ZM10 213H12V210L10 211ZM28 213V212H27ZM46 213V212H45ZM232 213V212H231ZM244 213V212H243ZM36 214V213H35ZM53 214V213H52ZM194 214V213H193ZM193 214H191L192 216H193ZM199 214V213H198ZM216 214V213H215ZM233 215H232V218H231V220H233V216L235 215L236 216V214H237V212H236V214L235 213H232ZM247 214V213H246ZM260 214V213H259ZM40 215V214H39ZM48 215H50V216H52L51 215V213H49ZM108 215V214H107ZM211 215V214H210ZM217 215V214H216ZM225 215V214H224ZM240 215H241V213L238 215L239 217H240ZM249 214H247V216H248ZM261 215V214H260ZM7 216H9V214L7 215ZM44 216V215H43ZM50 216H49V218H50ZM53 216H54V214H53ZM52 216V217H53ZM194 216H195V214H194ZM207 216V215H206ZM221 216H223V215H221ZM231 216V215H230ZM244 216V215H243ZM250 216V215H249ZM13 217V216H12ZM38 217V216H37ZM191 217V216H190ZM208 217V216H207ZM206 217V218H207ZM237 217V216H236ZM239 217H237V218H239ZM242 217V216H241ZM260 217H262V216H260ZM7 218H9V217H7ZM33 218H35V216H33ZM40 218V217H39ZM38 218V219H39ZM46 219H47V217H45ZM225 217H223V219H224ZM242 218H244V217H242ZM246 218V217H245ZM32 219V218H31ZM38 219H35V220H38ZM41 219V218H40ZM193 219V218H192ZM214 219V218H213ZM218 219V218H217ZM240 219V218H239ZM258 219V218H257ZM256 219V220H257ZM7 220V219H6ZM9 220H11V218H9ZM51 220V219H50ZM200 220V219H199ZM227 220V219H226ZM237 220V219H236ZM244 220V219H243ZM247 220V219H246ZM251 220V219H250ZM262 220H263V218H262ZM40 221H42V220H40ZM47 221V220H46ZM211 221V220H210ZM215 221V220H214ZM223 221H225V220H223ZM234 221V220H233ZM232 221V223H234ZM245 221V220H244ZM244 221H242V222H244ZM252 221V220H251ZM35 222V221H34ZM39 221H37V222H35V223H37V224H39L38 223ZM42 222H45L44 221V219H43V221ZM53 222V225H55V223H54V221H52ZM190 222H192V221H190ZM239 222V221H238ZM237 222V223H238ZM260 222V221H259ZM259 222H255V223H258V225H260L259 224ZM41 223V222H40ZM46 223V222H45ZM50 223H51V221H50ZM211 223V222H210ZM223 223V222H222ZM236 223V224H237ZM244 223H246V222H244ZM252 224H253V222H251ZM41 224H43V223H41ZM41 224H40V226H41ZM47 224H49V223H47ZM217 224V223H216ZM230 224H231V222H230ZM240 224V223H239ZM262 224V223H261ZM264 224V223H263ZM5 225V224H4ZM192 225V224H191ZM232 225H234V224H232ZM249 225V224H248ZM257 225V224H256ZM39 226V227H40ZM49 226H51V227H53L52 226V223L49 225ZM219 226V225H218ZM230 226V225H229ZM239 226V225H238ZM250 226V225H249ZM253 226V225H252ZM255 226V225H254ZM37 227H38V225H37ZM42 227H45V226H42ZM194 226H192L191 228H193ZM201 227V226H200ZM199 227V228H200ZM206 227H208V226H206ZM220 227V226H219ZM219 227L217 228V229H219ZM223 227V226H222ZM231 227V226H230ZM236 227H237V225H236ZM257 227V226H256ZM22 228V227H21ZM36 228V227H35ZM34 228V229H35ZM45 228H47V229H50V228H48V226L47 227H45ZM232 228V227H231ZM249 228V227H248ZM251 228V227H250ZM259 228V227H258ZM46 229V230H47ZM57 229V228H56ZM234 229H235V227H234ZM233 229V230H234ZM236 229H238V228H236ZM245 229V228H244ZM255 229V228H254ZM263 229V225H262V228H261V226H260V230L261 231H264V229ZM22 230H23V228H22ZM24 230H25V227H24ZM44 231H45V229H43ZM53 230H55V228L53 229ZM193 230V229H192ZM192 230H190L191 231V233H192ZM220 230V229H219ZM227 230V229H226ZM260 230H259V232H260ZM35 231V230H34ZM50 231V230H49ZM212 231V230H211ZM214 231H216V230H214ZM248 231V230H247ZM251 231V230H250ZM47 232V231H46ZM51 233H55L54 231H52V229H51V231H50ZM195 232V231H194ZM193 232V233H194ZM197 232V231H196ZM195 232V233H196ZM198 232H201V231H199L198 230ZM229 232H231V231H229ZM234 232H236L235 230H234ZM234 232H232V233H229V234H233ZM252 232V231H251ZM255 232H256V230H255ZM255 232H253L254 234H255ZM35 233V232H34ZM194 233V234H195ZM206 233H207V231H206ZM227 233V232H226ZM241 233V232H240ZM263 233V232H262ZM262 233H259L260 235H262ZM203 234H204V232H203ZM229 234H228V236H229ZM235 234V233H234ZM242 234V233H241ZM245 234V233H244ZM251 234V233H250ZM197 235V234H196ZM213 235H215L214 233H213ZM253 235V234H252ZM264 235V234H263ZM193 236V235H192ZM218 236V235H217ZM231 236V235H230ZM243 236V235H242ZM247 236V235H246ZM258 236V235H257ZM245 237V236H244ZM252 237L253 236H251V238H249V239H252ZM259 237V236H258ZM262 237V236H261ZM232 238V236L230 237V239ZM243 238V237H242ZM246 238V237H245ZM244 238V239H245ZM254 238V237H253ZM263 238H264V236H263ZM263 238H257L256 237V239H263ZM212 239V238H211ZM220 240H221V238H220ZM232 240V239H231ZM233 240H234V237H233ZM246 240V239H245ZM245 240H242V241H244L245 242ZM264 240V239H263ZM263 240H261V241H258V242H261V243H263ZM214 241V240H213ZM221 241H223V240H221ZM221 241H219L220 243H222ZM229 241V240H228ZM234 241H236V240H234ZM251 241V240H250ZM257 241V240H256ZM255 240H254V242H256ZM22 242V241H21ZM224 242V241H223ZM225 242H227V240L225 241ZM248 241H246V244H248L247 243ZM251 242H253V239H252V241ZM261 243H259V244H261ZM225 244V243H224ZM232 244V243H231ZM235 244V243H234ZM234 244H232V246H230L229 244H227V246L229 245V247L231 248V247H233L234 246ZM258 244V243H257ZM259 244H258V246H259ZM264 244V243H263ZM221 245V244H220ZM223 245V244H222ZM222 245L221 246H219V245H217V247L219 246L220 248H223L222 247ZM239 245H241V246H243L242 245V243H240ZM250 245H253V243H251ZM225 246V245H224ZM245 246V245H244ZM254 246H256V244H254ZM216 247V248H217ZM246 247V246H245ZM250 247H252V246H249V249H251ZM260 247V246H259ZM261 247L262 248H260L261 250L262 249H264V246H262L261 245ZM240 248V247H239ZM209 249V248H208ZM219 249V248H218ZM225 249V248H224ZM224 249H222V250H224ZM248 249V250H249ZM253 249H254V247H253ZM259 249V248H258ZM259 249V250H260ZM207 250V249H206ZM215 250V249H214ZM212 251L211 252V254H210V256L211 257H213L214 255H215V251ZM220 250V249H219ZM218 250V251H219ZM225 250H227V249H225ZM240 250H241V248H240ZM239 249H238V252L240 251ZM247 250V249H246ZM258 250V251H259ZM208 251V250H207ZM221 251V250H220ZM229 251H230V249H229ZM251 251H254V250H251ZM258 251L256 252V253H258ZM227 252V251H226ZM241 252V251H240ZM249 252V251H248ZM260 252V251H259ZM220 253H223V252H220ZM254 253V252H253ZM261 253H264V250H263V252L261 251ZM212 254H214L213 256H212ZM217 254V253H216ZM225 254V253H224ZM223 254V255H224ZM248 254H250V253H248ZM222 255V254H221ZM229 255V254H228ZM252 255V254H251ZM258 255L260 256L261 254H259L258 253ZM258 255H256L255 254V256L257 257ZM262 255H264V254H262ZM249 256V255H248ZM253 256V255H252ZM257 257V258H261V257ZM216 257V256H215ZM218 257H219V253H218ZM223 257V256H222ZM236 257V256H235ZM247 257V256H246ZM254 257V256H253ZM231 258V257H230ZM249 258V257H248ZM213 259V258H212ZM223 259V258H222ZM222 259H220L221 261H223ZM262 259V258H261ZM263 260V259H262ZM261 260V262L264 264V260L262 261ZM199 261V260H198ZM214 261H216V260H214ZM246 261H249V260H246ZM203 262V261H202ZM225 262H227L226 260H225ZM230 262V261H229ZM245 262V261H244ZM250 262V261H249ZM201 263V262H200ZM216 263H217V261H216ZM233 263V262H232ZM251 263V262H250ZM254 264L256 263V262H253ZM261 263V264H262ZM80 264V263H79ZM219 264V263H218ZM220 264H222V262L220 263ZM249 264V263H248ZM252 264V263H251ZM257 264H258V261H257Z\"/></svg>", "mask_w": 264, "mask_h": 264}]
</instances>
